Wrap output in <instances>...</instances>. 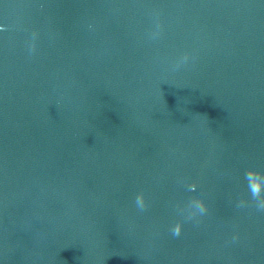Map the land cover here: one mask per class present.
Listing matches in <instances>:
<instances>
[{"label": "water", "instance_id": "water-1", "mask_svg": "<svg viewBox=\"0 0 264 264\" xmlns=\"http://www.w3.org/2000/svg\"><path fill=\"white\" fill-rule=\"evenodd\" d=\"M249 171L264 0H0V264H264Z\"/></svg>", "mask_w": 264, "mask_h": 264}, {"label": "clouds", "instance_id": "clouds-1", "mask_svg": "<svg viewBox=\"0 0 264 264\" xmlns=\"http://www.w3.org/2000/svg\"><path fill=\"white\" fill-rule=\"evenodd\" d=\"M245 179L248 181V188L253 200L259 201V210H264V199L261 198V193L264 192V177L254 171H249L245 173ZM136 203L140 205L141 208H143L144 203L142 196L136 197ZM195 205L201 213L206 211V207L202 203H195ZM172 234L173 236L180 235L179 226L173 229Z\"/></svg>", "mask_w": 264, "mask_h": 264}]
</instances>
